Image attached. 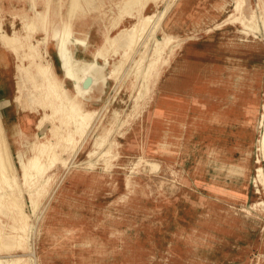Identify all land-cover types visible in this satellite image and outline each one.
Segmentation results:
<instances>
[{
  "label": "rangeland",
  "instance_id": "1",
  "mask_svg": "<svg viewBox=\"0 0 264 264\" xmlns=\"http://www.w3.org/2000/svg\"><path fill=\"white\" fill-rule=\"evenodd\" d=\"M24 1L0 0V38L18 60L0 78V138L14 172L0 180V203L20 205L28 230L20 246L21 233L0 213V262L264 264L257 173L264 171V0H244L239 13L237 0H137L136 21L121 30L118 22L103 24L114 30L86 64L74 61L72 23L48 21L52 0H29L32 17L26 9L21 16ZM150 4L155 10L144 14ZM142 18L150 19L133 48L101 53L107 38L117 40ZM56 42L63 78L53 67ZM157 57L161 66L142 91ZM68 70L92 78L81 83L87 90L77 114L91 115L86 131L55 149L54 161L43 160V175L32 176L28 165L25 177L20 158L27 162L39 141L56 140L51 130L62 123L48 107V91L65 105L77 95ZM30 76L31 85L20 88ZM29 110L38 113L29 117ZM67 123L76 129L72 115Z\"/></svg>",
  "mask_w": 264,
  "mask_h": 264
},
{
  "label": "bare ground",
  "instance_id": "2",
  "mask_svg": "<svg viewBox=\"0 0 264 264\" xmlns=\"http://www.w3.org/2000/svg\"><path fill=\"white\" fill-rule=\"evenodd\" d=\"M73 1H76L75 3L77 4V2L79 0H73ZM122 1L124 2V4L130 5V8H132L137 0H122ZM141 1H143V0H141ZM243 3L245 4L244 0H237L236 7H235V12L239 13V12L243 11V9H242ZM75 7H73L74 10L75 9H78V10L82 9V8L79 7V5H76ZM49 12L51 13V11H49ZM49 12L47 13L48 15L50 14ZM61 16H62V14H61ZM148 19H150V18H147V19L146 18H142L143 22L140 24L139 27L138 26L134 27V29L132 31H130V32L129 31H125L124 33H122L118 37L117 40H113V39L111 40V39L107 38L106 39V42H107L106 45L107 46L105 45L106 47L101 51V53L103 55H106L108 50H110L111 52L117 51L119 48H122L123 46L124 47L126 46L129 49L133 48L134 45L138 42L139 38L141 37V35H142L141 30H144L145 23L148 21ZM250 29L252 30V28H250ZM53 30H57L56 27H54ZM162 46L163 45H161V47L157 48L155 50V52L159 53L160 50L162 49ZM60 51H61L60 52L61 57L64 59V62H66V54H65L64 48L62 47ZM168 56H170V57L172 56L171 50L169 51V55L167 54V58H168ZM161 59H162V57L160 59L157 57V58H154L149 63V65L151 64L150 67L148 66L150 69L147 68L146 71H145V74L143 75V79H144L145 82L142 85V87H143L142 91H147V89H149V87L151 86L152 80H153L152 78H153L154 74L157 72V68L159 66H161V64H160L161 63ZM91 67H92V65H91ZM40 69H41L40 71H41L42 75L39 77V79H40L41 82L44 83V82H46V78H45L46 77V68L45 67H40ZM67 75L71 76V77H73L75 79V83L77 84V95L74 96L70 101L68 99L69 103H66V105H65V104L61 103V100H59V101L55 100V97H57V91L56 90H52L51 89L50 91H48L47 96L50 99V101H49L50 104H49L48 107H50V109L52 111V115L54 117V120H59L61 118L62 119L61 120L62 123H61L60 126H57L56 133L54 132V127L51 130L53 136L56 137V140L52 141L49 138H45V139H43V140L38 142V145L36 146V149H35V152H34L35 154L32 156V158L30 160H28L26 162L22 158H20V165H21V168L23 169V174H24L25 177L28 176V172H27V166L28 165H30L33 168V170H34V172L31 174L32 176L34 175L36 177V176L43 175L44 174L43 160L46 159V158H51V160L54 161V159L56 158V150L55 149H57L62 144L65 145L67 142H72L75 138H78V136L81 137L86 131V123H87L86 121H88V119H89V117L91 115L87 114V115H79V116H77V114H78L79 109H80L79 103H80V101L82 99V96L86 93V90H87V86L82 87L81 83L84 82V84H85L86 82L87 83L92 82V78H91L90 75H85V76H83L81 78L74 77L72 70H68L67 71ZM31 77L32 76H30L28 78L27 77L23 78L21 83H20V85H19V87L21 88V87H24V86L31 85L32 81L34 80V78L33 77L31 78ZM45 84L48 85L47 83H45ZM65 96H66V98H70L71 97L68 93ZM30 100L34 102L33 98H30ZM137 111H138V109H136L135 114L136 115H140L141 110L138 111V112ZM70 115H72L75 118V121L77 122V126H76L75 130H71L70 129L71 128L70 123H67V119L69 118ZM57 138H58V140H57ZM100 142L101 141H99V139H97V141L95 143H96V145H98ZM263 143H264V137H263ZM3 144L4 143L2 141V138H0V180L1 181L5 180V182L6 181L8 182L11 179V175L14 172L10 175V168H9V161H8L9 160L8 158H10V156H7V150L8 149L6 148L7 149L6 150L4 148ZM11 169H12V167H11ZM257 173H258L259 180L261 182H264V171L262 169H258ZM10 187H12V184H11ZM12 190H10V191H12ZM16 190L17 189H15L14 191H16ZM15 193H17V192H15ZM3 194H4V192H3ZM38 195H39V193H38ZM4 196H5V194H4ZM1 198H3V197H1ZM8 198H9V195H8ZM33 202L37 203L36 200L32 199V203ZM16 205H18V204H16ZM19 206L20 205L16 206V208H15L13 206H10V204L7 203V202L0 203V207H1L0 208V213L2 215H9V217L11 218V227H12L11 230H13V233L14 232L15 233H21L20 236L17 235V237H19V244L21 246V245H23L24 238L25 239L27 238L25 236L27 235L26 234L27 233L26 229L28 230V226L26 224L27 223L26 222L27 221V215H25V213L21 211L22 208H21V206L20 207ZM11 210H15V211L12 213ZM8 231H9V229H8ZM2 233H4V232H2ZM29 234H30V232H29ZM17 237H16V239H17ZM9 240H11V239H9ZM13 243H15V241H13ZM14 247H16V246H14ZM17 263L21 264L22 263V259L18 260ZM0 264H2V262H0Z\"/></svg>",
  "mask_w": 264,
  "mask_h": 264
},
{
  "label": "crops",
  "instance_id": "3",
  "mask_svg": "<svg viewBox=\"0 0 264 264\" xmlns=\"http://www.w3.org/2000/svg\"><path fill=\"white\" fill-rule=\"evenodd\" d=\"M75 2L76 1L73 2L72 0H52L50 4L48 3L50 5L48 8L51 11V13L49 12L50 17L48 21L60 22V20H63L65 22L72 23L73 34L71 37L72 43L70 45V49L73 52L74 61L80 64L94 62L93 54L96 53V51L102 47L104 38L107 35L108 30L109 32L110 29L111 31L114 30V28H111L110 26L108 27V25L104 26L103 24H109V23L113 24L118 22L120 23L118 28H120L121 30L127 28V25L130 24L131 22L132 23L135 22L137 18L136 16H138V12L135 10H131L130 5H125L122 0H79L77 4ZM185 3L186 2H183L181 5L183 6ZM76 5H79V7L82 9L74 10L73 7H75ZM38 7L40 8L41 6ZM155 8L156 6L153 4L148 5L144 10V14H147L149 10H152L153 12ZM24 9H26V12L28 13L27 17L29 16L32 17L31 16L33 15L32 4H30L29 0L24 1V8L21 9L22 17H24L23 14ZM180 10H182L181 7L176 10L177 12L174 16V20L176 19L175 21L177 22H181L183 19ZM45 11L46 10H44V12ZM59 14L60 15L62 14L61 19L59 17ZM197 14L198 12H195V15ZM110 35L112 36V33ZM81 40L84 43H82ZM54 53L56 54L55 61L57 62V66L54 63L53 67L54 69L60 72L61 77L63 78L64 72L62 69L61 62L58 58V43L55 45ZM15 62H18L16 53L9 47H6L3 44L2 39L0 38V78H4V79L8 78L7 77L9 76L8 70L12 68ZM99 64L104 65L103 61L101 60L99 61ZM64 82H65V88L68 87L70 89L72 88L73 91L71 92L72 94H75L76 90L73 82L69 79H65ZM93 93H94V88L92 89L90 94H87L83 99L84 100L83 103L85 106L92 102ZM15 102L17 101L15 100ZM29 112L30 114L28 116L31 117L32 115L33 118L34 115L38 113L32 110H29ZM15 126L16 125L14 124L13 128H15ZM36 129L38 132H40L38 130V125L36 126ZM18 131H20V128H18L16 132ZM18 135H14L16 140L18 138Z\"/></svg>",
  "mask_w": 264,
  "mask_h": 264
}]
</instances>
